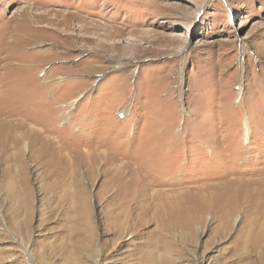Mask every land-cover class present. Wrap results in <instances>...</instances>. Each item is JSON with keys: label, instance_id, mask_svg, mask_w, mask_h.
Masks as SVG:
<instances>
[{"label": "rangeland", "instance_id": "obj_1", "mask_svg": "<svg viewBox=\"0 0 264 264\" xmlns=\"http://www.w3.org/2000/svg\"><path fill=\"white\" fill-rule=\"evenodd\" d=\"M263 202L264 0H0V264H264Z\"/></svg>", "mask_w": 264, "mask_h": 264}, {"label": "bare ground", "instance_id": "obj_2", "mask_svg": "<svg viewBox=\"0 0 264 264\" xmlns=\"http://www.w3.org/2000/svg\"><path fill=\"white\" fill-rule=\"evenodd\" d=\"M73 105H75V102H73ZM249 186V185H248ZM250 193V192H249ZM259 196H261V195H259ZM248 200V199H247ZM246 200V201H247ZM236 202V201H235ZM239 203H241V202H239ZM229 204V203H228ZM252 205H254V203L252 204ZM255 207V213H257V214H264V202H263V204H261L260 206H257V204L254 206ZM250 209V208H249ZM252 209V208H251ZM252 212V211H251ZM253 215V214H252ZM262 218H263V216H262ZM186 235V234H185ZM159 256V255H158Z\"/></svg>", "mask_w": 264, "mask_h": 264}]
</instances>
